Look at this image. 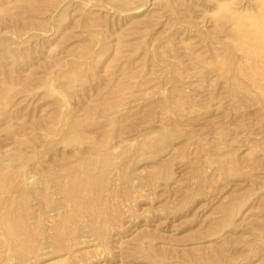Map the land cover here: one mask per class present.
I'll use <instances>...</instances> for the list:
<instances>
[{
    "label": "rangeland",
    "instance_id": "1",
    "mask_svg": "<svg viewBox=\"0 0 264 264\" xmlns=\"http://www.w3.org/2000/svg\"><path fill=\"white\" fill-rule=\"evenodd\" d=\"M263 27L264 0H0V264H264Z\"/></svg>",
    "mask_w": 264,
    "mask_h": 264
},
{
    "label": "bare ground",
    "instance_id": "2",
    "mask_svg": "<svg viewBox=\"0 0 264 264\" xmlns=\"http://www.w3.org/2000/svg\"><path fill=\"white\" fill-rule=\"evenodd\" d=\"M263 31H264V27H263ZM260 32H262V30L260 31ZM264 38V37H263ZM263 44H264V41H263ZM90 163V162H89ZM78 172V171H77ZM5 190V189H4ZM24 196V195H23ZM9 223V222H8Z\"/></svg>",
    "mask_w": 264,
    "mask_h": 264
}]
</instances>
